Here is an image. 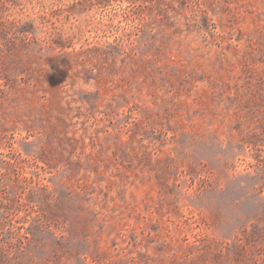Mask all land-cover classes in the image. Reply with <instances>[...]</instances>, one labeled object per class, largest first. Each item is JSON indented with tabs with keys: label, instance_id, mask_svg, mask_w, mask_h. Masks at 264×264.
<instances>
[{
	"label": "rangeland",
	"instance_id": "rangeland-1",
	"mask_svg": "<svg viewBox=\"0 0 264 264\" xmlns=\"http://www.w3.org/2000/svg\"><path fill=\"white\" fill-rule=\"evenodd\" d=\"M0 264H264V0H0Z\"/></svg>",
	"mask_w": 264,
	"mask_h": 264
}]
</instances>
